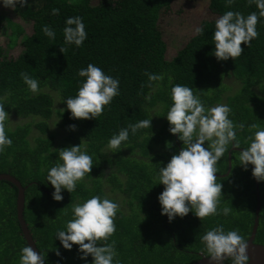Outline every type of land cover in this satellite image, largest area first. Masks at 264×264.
Wrapping results in <instances>:
<instances>
[{
    "label": "trees",
    "instance_id": "1",
    "mask_svg": "<svg viewBox=\"0 0 264 264\" xmlns=\"http://www.w3.org/2000/svg\"><path fill=\"white\" fill-rule=\"evenodd\" d=\"M195 1L28 0L24 7L0 9V100L9 114L7 135L12 139L0 154V173H10L25 186L24 216L40 252L46 254V264H91L90 255L86 261L80 259L78 245L64 249L55 233L71 218L72 204L93 195L107 194L120 205L115 233L108 241H98L101 245L114 242L120 264H192L206 255L200 237L220 225L225 231L239 230L246 240L250 237L257 216L256 179L253 166L245 170L237 154L247 147L249 125L264 127V17L257 24L258 37L249 47L241 44L240 57L218 61L212 54L215 19L229 10L247 15L258 9L249 0H234L231 5L226 0H208L193 33L176 46L171 38L182 19L176 17H182ZM54 8L58 14L52 13ZM75 16L82 17L87 32L80 47L64 42L65 21ZM167 16L169 20L164 19ZM44 25L55 31L54 40L44 35ZM197 27L203 28V34L196 33ZM89 63L118 78L120 94L96 120L71 119L66 104L57 99L76 95L84 79L77 71ZM21 73L40 82L39 94L28 91ZM148 74L162 75L163 80L152 82ZM176 84L194 93L198 90L206 107L226 104L231 109L229 118L245 126V131H237L241 148H230L217 164V182L223 185L218 210L230 207L228 216L200 220L189 212L169 222L161 215L157 198L164 186L155 185V172L183 146L168 131L164 117ZM151 115L152 128L135 135L130 132L122 145L126 148L107 152L113 134ZM69 125H75V130ZM81 139L87 142L94 166L76 191H63L64 199L57 202L46 179L48 169L58 162V152L52 149L78 145ZM259 184L255 242L264 244V182ZM18 196L17 185L0 180V264H19L20 249L28 245L18 219ZM225 262L232 263L230 258Z\"/></svg>",
    "mask_w": 264,
    "mask_h": 264
},
{
    "label": "clouds",
    "instance_id": "2",
    "mask_svg": "<svg viewBox=\"0 0 264 264\" xmlns=\"http://www.w3.org/2000/svg\"><path fill=\"white\" fill-rule=\"evenodd\" d=\"M228 5L234 0H226ZM6 8L15 9L24 7L28 0H0ZM255 4L258 12L247 15L239 11H226L215 19V30L212 34L214 41L213 55L218 61L235 59L242 55L243 43L249 47L251 42L259 35L257 24L264 17V0H249ZM53 14H58L59 9H52ZM63 29L64 42L76 47L82 46L87 39L85 24L82 17H68ZM45 36L55 39V31L48 25L42 27ZM197 34H203V28L195 29ZM65 49L61 48L64 53ZM80 81L77 93L67 99L59 98L57 102L66 104V110L71 114V119L90 120L101 116L106 106L120 94V81L106 74L102 68L89 63L87 67L77 71ZM149 80L159 82L162 75L148 74ZM27 89L33 95L41 92L40 82L21 73ZM199 91L181 84L171 87L170 100L166 117L168 131L176 135L182 142V148L163 167L155 172L154 183L162 184L164 190L158 196L161 206V215H166L168 221H173L177 216L183 218L192 212L200 220L206 217L223 214L228 216L232 209L223 207L218 210L223 185L217 182L216 173L218 162L230 148H241L237 138V131L244 129V124H235L229 118L231 109L223 103L206 107ZM62 111H64L62 109ZM157 116V115H156ZM151 115L148 119L140 120L121 128L108 140L106 149L108 153H118L122 145L129 139V133L135 135L140 129L152 128ZM59 121V120H58ZM56 121L49 128H54ZM9 114L5 105L0 100V154L12 145V139L7 135L10 130ZM75 125H69L70 130H75ZM249 135L246 139L247 147L239 152L238 164L247 170L252 165V176L258 182H264V127L257 124L249 125ZM58 152V162L48 169L47 183L53 187V200L59 202L64 199L62 192L76 191L77 184L90 175L94 166L93 156L87 150V142L81 139L80 144L53 150ZM120 209L119 203L105 195H93L82 202L72 204L71 218L68 219L63 229H58L55 238L66 250H71L73 245H78L82 253L80 259L87 260L92 257L91 264H120L116 259L117 251L113 243L98 244V241H108L115 233V218ZM65 211V215H67ZM143 216V215H142ZM145 217L143 216L144 220ZM206 256L215 262L223 264L230 258L232 264H249L248 241L239 230L225 231L222 225L207 230L201 237ZM56 254L60 253L57 250ZM46 254L34 251L30 245L20 249L19 264H45Z\"/></svg>",
    "mask_w": 264,
    "mask_h": 264
},
{
    "label": "water",
    "instance_id": "3",
    "mask_svg": "<svg viewBox=\"0 0 264 264\" xmlns=\"http://www.w3.org/2000/svg\"><path fill=\"white\" fill-rule=\"evenodd\" d=\"M0 180L11 181L19 187L17 210H18V219L21 225V229H22L23 235L28 245H30L34 251L39 252L40 249L38 248L36 240L24 216L25 198H26L25 186H23L22 182L18 178L6 172L0 173ZM256 186H257L256 192L258 196V205L256 208L257 216L255 218V223H254L251 235L247 240L248 241V255L250 257L249 264H264V244L255 242V238H256V234H257V230L259 226L260 210H261L260 184L257 180H256ZM225 260L223 261V264H232V263L225 262ZM192 264H215V262L211 261L209 257L202 254V257L194 261Z\"/></svg>",
    "mask_w": 264,
    "mask_h": 264
},
{
    "label": "rangeland",
    "instance_id": "4",
    "mask_svg": "<svg viewBox=\"0 0 264 264\" xmlns=\"http://www.w3.org/2000/svg\"><path fill=\"white\" fill-rule=\"evenodd\" d=\"M208 0H196L192 3L191 8L184 10L181 14L182 17H176L177 20L181 19V24L179 27L175 28L176 34L174 33L172 36V42L176 43V46H179L180 41H184L190 37L193 33L194 27L200 22L201 16H203L208 8ZM2 5V4H1ZM0 5V9H4L3 5ZM170 16H167L166 20H169ZM164 21V20H163ZM173 22V21H172ZM29 28H31V23L28 24ZM3 39H8L6 35H3ZM9 40V39H8ZM0 41L3 42L1 39ZM6 44V42L4 43ZM173 44V43H172ZM175 45L173 44V47ZM178 48V47H177ZM174 49L172 50L173 53ZM244 129L243 131H245ZM242 131V132H243ZM239 154H237V158Z\"/></svg>",
    "mask_w": 264,
    "mask_h": 264
}]
</instances>
